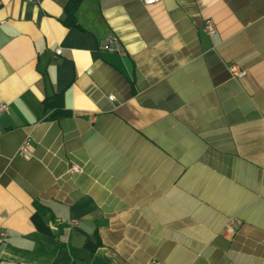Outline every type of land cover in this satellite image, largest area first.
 Returning a JSON list of instances; mask_svg holds the SVG:
<instances>
[{
    "label": "crops",
    "instance_id": "0c3cea01",
    "mask_svg": "<svg viewBox=\"0 0 264 264\" xmlns=\"http://www.w3.org/2000/svg\"><path fill=\"white\" fill-rule=\"evenodd\" d=\"M66 5L0 0V264H264V0Z\"/></svg>",
    "mask_w": 264,
    "mask_h": 264
},
{
    "label": "built area",
    "instance_id": "2783aa9c",
    "mask_svg": "<svg viewBox=\"0 0 264 264\" xmlns=\"http://www.w3.org/2000/svg\"><path fill=\"white\" fill-rule=\"evenodd\" d=\"M27 1H33V0H27ZM146 5H152L160 2L161 0H141ZM202 32L209 36H214L218 33V28L213 22L212 19H206L202 25L201 28ZM100 50L107 51V52H113L120 54L122 56H126L127 52L125 48L123 47L122 42L120 39L115 35H108L107 37L100 40L99 43ZM56 54L61 55L62 49L57 48ZM229 71L234 77H242L246 72L245 70H242L237 64H229L228 65ZM115 97L113 95L110 96V99H114ZM3 113H10V106L7 103H0V114ZM32 140L30 137L26 138L21 146L18 149L17 155L20 158L29 159L33 156V151L31 148ZM76 171H79L80 168L78 166H74L73 168ZM72 223L77 224V220H73ZM239 230V223L235 218H229L228 221L225 224L224 227V234L226 236L232 237L234 236ZM7 233L2 230L0 232V244H3L6 240ZM152 264H166L160 260H153Z\"/></svg>",
    "mask_w": 264,
    "mask_h": 264
},
{
    "label": "trees",
    "instance_id": "16d2710c",
    "mask_svg": "<svg viewBox=\"0 0 264 264\" xmlns=\"http://www.w3.org/2000/svg\"><path fill=\"white\" fill-rule=\"evenodd\" d=\"M82 0H67V5H66V19L64 22L68 26H78L77 22V12L80 7ZM61 102V96L60 95H54L52 97H48L45 100L46 108H54L56 109V112L51 115L50 118H58L63 114L64 112H57L58 109L61 108L62 104Z\"/></svg>",
    "mask_w": 264,
    "mask_h": 264
}]
</instances>
